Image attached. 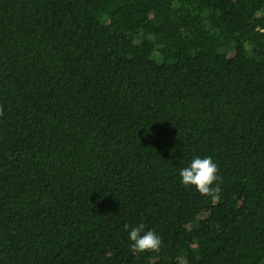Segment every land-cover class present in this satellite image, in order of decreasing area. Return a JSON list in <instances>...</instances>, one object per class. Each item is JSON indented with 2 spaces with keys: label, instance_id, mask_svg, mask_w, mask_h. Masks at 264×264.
<instances>
[{
  "label": "trees",
  "instance_id": "obj_1",
  "mask_svg": "<svg viewBox=\"0 0 264 264\" xmlns=\"http://www.w3.org/2000/svg\"><path fill=\"white\" fill-rule=\"evenodd\" d=\"M0 108V264H264V0H0Z\"/></svg>",
  "mask_w": 264,
  "mask_h": 264
},
{
  "label": "clouds",
  "instance_id": "obj_2",
  "mask_svg": "<svg viewBox=\"0 0 264 264\" xmlns=\"http://www.w3.org/2000/svg\"><path fill=\"white\" fill-rule=\"evenodd\" d=\"M0 114H3L2 108ZM218 173L219 167L211 156L203 158L196 156L187 167L180 170L179 175L185 186H195L201 195L211 196L215 200L220 191L217 182H222V177ZM128 228L126 224L125 230ZM144 228L145 225L140 224L128 232V239L132 242L130 248L134 252L158 251L162 245V238L154 230L144 231Z\"/></svg>",
  "mask_w": 264,
  "mask_h": 264
}]
</instances>
